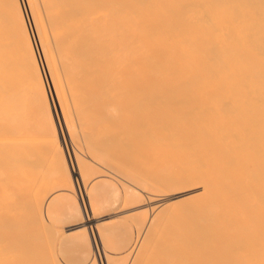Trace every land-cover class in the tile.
Segmentation results:
<instances>
[{
  "label": "bare ground",
  "instance_id": "obj_1",
  "mask_svg": "<svg viewBox=\"0 0 264 264\" xmlns=\"http://www.w3.org/2000/svg\"><path fill=\"white\" fill-rule=\"evenodd\" d=\"M42 6L45 20L37 0H0V77L7 78L0 81L10 80L4 84L5 88L0 85L3 90L0 93L3 92L2 96L7 93L4 97L9 99L5 101H9L6 109L11 116L10 122L16 126L11 127L18 128L24 136L26 128L39 135L56 131L62 139L59 132L63 128L58 132V125L54 122L59 108L66 132L73 138L74 128L71 129L72 123L65 112L68 108H62L66 103L60 101L64 88L60 72L55 74L59 69H54L58 67L54 57L77 56L83 60L84 55L87 58V55L115 54L117 63L131 62L130 66L126 63L135 67L134 70L130 68L131 71L139 70L144 79L150 76L146 79L150 85H144L148 90L144 91L145 97L140 102L143 109L159 115L164 112L168 117L165 121V115H162L167 123L162 122L165 126L158 130L157 139L156 135L150 134L159 129L158 124H153L156 119L149 118L150 114L148 116V120L155 119L153 123L149 122L154 131L142 132L145 135L150 133L147 139L153 137V141L147 143L151 140L149 138L144 144L146 136L142 134L141 143L144 144L143 150L146 148L144 151L154 153L146 152L153 155L152 164H161L162 168H154L153 164L151 168L155 170L158 167L159 170H155L158 174L153 171L151 175L152 171H147L146 179L148 176L157 178L152 177L148 183L146 180L138 181V184L142 188L148 186L155 197L158 193L167 194L166 203L175 198H180L179 202L173 203L181 205L191 201L188 208L184 204V212H173V220L182 226L188 241L189 264H264V0H42ZM47 28L52 32L56 51ZM127 31L134 33L132 41L127 38ZM50 57L56 61H53L55 67L50 64L53 60ZM78 59L71 57L69 67L65 62L68 69L62 68L64 73L70 68L76 71L72 74L80 73L82 70L78 65L82 64L75 62ZM73 62L79 70L74 69ZM98 62L101 63L100 59ZM18 66L20 69L14 71ZM121 67L125 68V65ZM106 72L108 74L107 69ZM12 77H16L18 82ZM36 77L43 86L39 93L31 84ZM15 82L20 87L24 84L22 88L27 92L24 93V88ZM60 83L61 87L58 86ZM9 85L14 86L12 89L15 91L9 90ZM16 90L21 95H17ZM11 91L20 98L10 95ZM115 91L111 94L116 93V97L123 95V91ZM14 101L19 103L14 104ZM48 102H51V112ZM157 121H160L159 117ZM122 129V134H125V129ZM147 130L150 131L148 126ZM111 133L112 137L108 136L111 143L116 141L112 139L117 135H122ZM64 134L63 139H66ZM94 139L97 142L98 139ZM125 141L128 142L127 138ZM98 142L102 144L103 141ZM105 142L103 144L111 150L109 146L112 147L113 143ZM126 146L130 147V144ZM140 146H131L129 151L136 148L137 152ZM143 150L140 148V154ZM117 153L120 154L119 149ZM150 156L142 157L148 161ZM67 158L63 162L65 169L74 177L78 174V181L86 185L81 172L84 171L82 160L74 151L73 154L68 153ZM145 175L139 178L143 179ZM84 189L88 201L81 198L78 211L84 214L83 229L90 231L96 241L94 231L98 222L93 213L99 209L94 205L90 187L85 186ZM134 191L139 199L145 197L140 187ZM157 200L154 203L150 200L155 205L150 210L155 212L156 227L160 228L157 216L169 212L171 204L157 207ZM182 238L180 235L179 239L184 243ZM10 250L6 244L0 246V264H11ZM110 251H102L98 246L93 259L97 264H112ZM180 258L179 264H185L184 257ZM154 261L161 263L159 260L151 263ZM164 262L169 261L161 264Z\"/></svg>",
  "mask_w": 264,
  "mask_h": 264
},
{
  "label": "rangeland",
  "instance_id": "obj_2",
  "mask_svg": "<svg viewBox=\"0 0 264 264\" xmlns=\"http://www.w3.org/2000/svg\"><path fill=\"white\" fill-rule=\"evenodd\" d=\"M37 1L39 11L42 12L45 20L42 0ZM47 31L50 33L51 45L56 51L54 41L52 40V32L48 28ZM128 32L129 31L126 33ZM133 34L132 31L129 32L128 35L126 34L130 41H132L134 37ZM137 54L139 55V53ZM67 57H70L69 61ZM71 57L75 59L79 58L75 60V62L77 64L81 63L82 66L80 64L78 66H80L82 71L84 69L85 72L81 71L82 73L72 74L73 71H76L70 68L69 70H65L64 73V69L62 68L66 67L64 66L66 63L69 67L68 63H71ZM82 57L83 60H80V57L77 56L54 57L58 67L53 65L54 59L50 57L53 59L50 64L54 67L56 66L55 68L53 67L54 69H59L57 72L54 70L55 74L60 72L59 76L61 77L62 87L64 88L63 93L60 92L62 93L60 94L62 95L60 101H62L63 104L64 102L66 103L64 104L66 106L62 105V108H68L65 112L68 113L66 115H68L70 124L72 123V126L70 125L71 129L74 128L72 129L73 138L69 137L68 131L66 132V127H64V123L62 122L63 116L58 106V115L56 116L59 118L54 115V122L55 125L59 127H57L58 132L62 130L59 132L62 139H60L56 131H54L55 133L51 131L48 135H39L36 134L33 129L28 128H26L27 137L24 136L18 128H14L16 127L14 123L10 122L11 116L6 109V103L9 101L5 103V101L9 99H6L7 96L4 97L7 93L3 96L1 95L3 94V90L0 89L2 90L0 93V173H2L0 174V246L6 244L11 249L10 252H12V255L9 254L12 256L11 260L9 259L11 264H94L96 261L93 259V256L98 246L101 247L102 251H104V249L106 252L111 250L110 252H112L113 255L111 263L117 262L116 264H120L119 260L123 264H147L148 262V264H152L155 262L151 263L152 260H159L161 263L166 260L169 261L167 262L169 264H174L175 261L176 264H179L181 261L180 257H184L185 260L183 258V261L185 264H189L188 241L185 239V232L182 226L178 221L173 220V212H179L177 214L184 212L182 209H186L184 204H186L188 208L191 201L189 204L185 202L181 205L180 203H173V201L179 202L177 200L180 198H175L166 203L169 197L167 194L163 195V193H158L157 197H155L156 195L151 194L153 192L148 186L144 185L142 188V185L139 186L138 184V181L145 180V182L148 183L154 176L151 178L148 176L146 179V173L152 171L150 173L152 175L153 171L156 169L159 170L158 167L161 165H155L156 163H153L154 168L156 166L158 167L155 170L151 168V166H153L152 154H149L151 158H148V161L151 160L150 164L147 159H144V157H149L146 152L153 153L152 151H144L146 148L143 150V146L149 138L151 140L147 143L151 144L153 141V137H148L147 139V135L150 133L145 135L153 129V127L151 129L150 126L152 125H150L149 122L153 123L156 119V122L153 124H158L157 127H159V129H155V131L153 129L154 133L156 131L157 133H152L150 135H156L155 138H157L158 130H163L162 126H165L164 123H167L165 121L168 120L167 114L165 115L164 112H161L162 114L159 115L156 112H151L147 108L143 109L144 106H141L142 103L140 104L145 97L144 91L148 90L145 86L148 85V80L146 79H150V74L148 75L149 77L144 79V75L139 70L136 72L131 71V69L135 68L134 66L133 68L129 67L131 62H126L129 66L123 62V64L125 63V68H122L121 66L124 65L116 62L115 54L87 55V58L84 55ZM91 57L93 58L91 59ZM97 57H100L101 63L98 62L99 59H97ZM58 58L61 59V61H59ZM109 58L110 60H108ZM104 59L107 61H104ZM83 63H86V66L89 65L87 67L89 69L94 67L92 71L90 69L92 75ZM114 63H116L117 66ZM77 64H73L76 70L79 68H75ZM114 65L116 68H113ZM13 66L14 65L10 67ZM53 68L51 69L53 70ZM19 69L18 66L14 71ZM96 69L98 73L94 72ZM106 69L108 74H106ZM67 71H69L68 74H66ZM100 71H102V74ZM19 72H22V74L24 73L23 70ZM144 72H146V70ZM12 73L14 74L13 70ZM16 73L18 75V72ZM55 74L54 76L57 79ZM3 78H5V76L2 78L0 77V79ZM15 78H13L14 81H17ZM55 78L53 80H56ZM59 79L58 81L61 82ZM9 81L6 80V82ZM6 82H2L1 80L0 85L5 88L6 85L4 84H6ZM23 83L25 82L23 81ZM53 83L56 82L54 81ZM31 84L37 93L43 90V86L38 77L32 79ZM60 85L61 83L58 84V86ZM18 86L20 87L19 84ZM22 86L20 88H22ZM58 86L56 85L55 87L58 88ZM9 87V90H14L12 89L14 86L9 85ZM17 88L18 87H16V89ZM71 88L73 90H71ZM58 89L61 91L60 88ZM149 89H151V86ZM17 90V95H21ZM115 90H118L117 93L123 91V95H118V97H116V93L114 95L111 94L116 92ZM23 92H27L25 88ZM14 94L15 93L11 91L10 95L14 96ZM46 95L48 97V94ZM72 96H74V98ZM39 97L40 96H37V98ZM43 97H45L44 94ZM14 98L20 97L14 96ZM15 103L17 104L19 102L14 101V104ZM86 104L91 105L87 106ZM11 105L12 104L9 106ZM149 106L151 108V105ZM48 108L49 112H51V102H48ZM90 111L94 115H91L92 113L90 114ZM149 114V118L153 119L154 117L155 119L148 120ZM152 114L156 116H152ZM162 115H165V121H163L164 117ZM157 116L160 121H157ZM160 117L162 119H160ZM144 118L146 123L144 122ZM55 120H59V122ZM144 123L147 125H144ZM147 126L149 130L151 129L150 131H146ZM61 127L63 129H61ZM122 127L125 129V134H122ZM164 129H166V127ZM16 130L19 131L17 132ZM142 131L146 133L143 134L144 132ZM15 132L19 135L16 133L18 135L16 136V134H14ZM111 132H116V134L119 132L125 139L119 138L120 135L116 137L114 134L113 137L115 136L116 139L112 140L116 141L112 142L113 145L110 140L112 137ZM95 133L99 137H97ZM62 134H64V138L66 139H63ZM142 134L146 136V139ZM125 135H127V137ZM89 137H93L92 140ZM100 137L103 139H99ZM142 137H144L145 140H143L144 144L141 143ZM94 138L98 139L97 142ZM118 138L122 141H119ZM126 138L128 142L125 141ZM65 140L67 141L65 142ZM99 140L103 142L108 140L109 142L107 141V143H105H111L112 147H110L111 145L109 144V148L112 149L108 150V146H105L103 142L101 144V142H98ZM65 144H67L68 147L65 146ZM128 144H130V147H136L139 144V146H141L137 148L139 150L141 148L144 152L142 151L141 154L139 150L135 152L136 148L131 149L130 152V147L126 146ZM125 147H127L128 150ZM118 149L120 154L117 153ZM73 151L76 157L78 156L82 160L81 168L84 171L81 170V172L84 176L86 185H82L80 180L78 181V174H75L74 177L65 169L66 166L63 162L65 158L66 160L68 159V153L73 154ZM112 153H114V155ZM141 160H143V162ZM148 165H150L149 170ZM161 168L162 166L160 169ZM158 170L155 171L157 174ZM144 175L145 179H140ZM135 176L137 177L135 178ZM76 177L78 182L76 181ZM78 185H80V188ZM85 186H89L90 190H92H89L90 195L92 194L91 197L93 196L94 205L99 209V212L93 213L96 222H98L97 229L94 231L97 243L94 241L90 231L83 229L84 214L78 211V202L81 203V198L84 202L85 200L88 201L86 196L87 193L84 189ZM104 186L106 187L104 188ZM136 187L143 189V194L145 195L143 199H139L135 193L134 189ZM144 187L147 189L145 190ZM148 189H150V191H148ZM79 190H81V193ZM92 199H90L91 203L93 202ZM150 200L152 202L154 200H157L156 202L159 201L158 204H156L157 207L160 204L162 206L164 205L163 207H165L166 204H171L172 206V208L170 206V209L167 210L169 212L157 216L161 222L160 228L156 227L155 212L150 210V207L153 208L155 205L153 204L154 202L151 203ZM146 205L149 206L147 207ZM111 207L114 208L112 209ZM92 225H96V223ZM180 235L181 238L183 237L182 239H185L184 243L179 239ZM130 252L131 258L129 256ZM21 255L22 257H20ZM14 257H18V260L16 261ZM116 259L118 261H116ZM167 263L164 262L163 264ZM95 264H97V262ZM154 264H156V262Z\"/></svg>",
  "mask_w": 264,
  "mask_h": 264
}]
</instances>
